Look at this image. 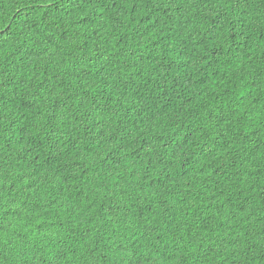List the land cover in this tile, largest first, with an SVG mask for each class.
<instances>
[{
  "label": "trees",
  "instance_id": "trees-1",
  "mask_svg": "<svg viewBox=\"0 0 264 264\" xmlns=\"http://www.w3.org/2000/svg\"><path fill=\"white\" fill-rule=\"evenodd\" d=\"M216 11L0 0V264H50L58 249L60 264L90 252L95 264H251L264 241V0L234 22L227 57L229 41L209 37ZM133 51L142 59L117 63ZM74 62L81 78L58 80ZM141 75L146 86L121 91ZM84 97L99 115H80Z\"/></svg>",
  "mask_w": 264,
  "mask_h": 264
},
{
  "label": "snow or ice",
  "instance_id": "snow-or-ice-1",
  "mask_svg": "<svg viewBox=\"0 0 264 264\" xmlns=\"http://www.w3.org/2000/svg\"><path fill=\"white\" fill-rule=\"evenodd\" d=\"M217 11L216 15L219 17V19L216 20V26H211V31L209 33V37L213 41H217L221 38L229 41V47L223 48L222 51L219 53L220 56L227 57L229 56L230 49H231V42L237 41L240 39V33L243 32V29H240L238 32L233 33V31H230L232 29V26L234 22L241 21V18L248 15L249 8H250V0H213ZM36 3L41 5H49V6H55L57 3L67 5V4H75V0H36ZM50 15L52 13V8L48 7L45 9ZM260 20L257 21L260 26V38L264 39V11L259 13ZM218 26V28H217ZM236 27L238 28V23L236 24ZM219 29V31H218ZM215 47L221 48L222 46L220 44H215ZM124 55V61L117 60L118 64H124L125 61L128 63H135V59H142V57H136V53L133 51L131 55L123 54ZM125 66H127L125 64ZM155 67V65H153ZM104 68V65H100V68L97 69L98 72H100ZM82 71V66L79 62H74L67 70L63 72L62 75L58 76L57 79L63 81L65 78H67L68 81H72L73 77H76L77 79H80V72ZM133 71L139 72L140 69H133ZM88 75H91V72L89 71L87 73ZM115 79V78H113ZM3 82L0 81V84ZM120 83H125L123 79L119 81L116 85H113L111 83L108 84V87H116L119 89ZM148 84V80L144 78L143 75L140 77H133L129 79L125 83L124 89H121V91L131 89L132 91H139V86H146ZM50 89V94L54 95V97L58 98L61 102L66 103L63 97V93L65 90V84L61 83L59 86H57L55 81H51L49 84L45 85ZM69 87H72L75 89L73 92L68 93V97L72 98L73 96H79L80 90L76 89V86L74 83L69 84ZM59 88V90H58ZM92 91L95 92V87L92 88ZM100 96L96 98V104H100V108H103L105 111L109 110V106L107 101H105L103 104L100 103ZM83 100L88 104L89 110L82 112L80 115L84 119H88L92 117L93 113H96L99 115L100 109L96 107L95 104L91 102L87 97H84ZM83 106V104H82ZM59 108V104H57L55 107L50 109L51 115H52V121L51 126L56 128L59 127L55 121H56V112ZM102 118V117H101ZM114 130V129H113ZM3 134V130H0V135ZM56 145L53 143L50 145V149H55ZM212 149L209 148V152H211ZM193 152H195V149H193ZM155 243H159L158 241H154ZM253 244L256 245V247L250 248L247 255L249 256V259L251 261V264H264V241H253ZM191 249V252H196L197 248L195 246H189ZM178 251L180 249H177ZM200 255L201 258L207 256V252L204 249H200ZM36 255V253H34ZM55 259L52 257H48V260L50 261V264H60V262L65 258L63 250L58 249L57 252L54 254ZM38 258V257H37ZM95 258L96 253L90 252L88 257H84L83 264H95ZM31 259V257H29ZM195 259V257H194Z\"/></svg>",
  "mask_w": 264,
  "mask_h": 264
}]
</instances>
